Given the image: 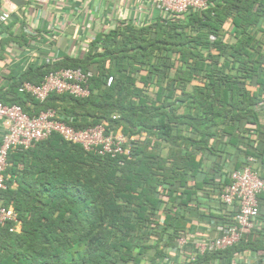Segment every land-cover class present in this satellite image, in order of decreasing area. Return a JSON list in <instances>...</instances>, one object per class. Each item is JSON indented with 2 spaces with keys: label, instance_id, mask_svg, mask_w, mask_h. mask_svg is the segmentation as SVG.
I'll return each mask as SVG.
<instances>
[{
  "label": "trees",
  "instance_id": "1",
  "mask_svg": "<svg viewBox=\"0 0 264 264\" xmlns=\"http://www.w3.org/2000/svg\"><path fill=\"white\" fill-rule=\"evenodd\" d=\"M263 16L264 0H214L201 12L121 23L96 35L81 58L62 54L4 75L0 103L29 116L53 108L74 129L103 123L134 140L129 155L115 157L57 134L10 150L0 204L14 208L20 229L0 224V264H160L164 248L189 232L192 220L223 219V207L212 205L228 182L225 171L246 164L248 155L264 163L257 110ZM6 27L0 33L9 29L7 42L25 47L32 39ZM59 68L92 71L89 96L51 93L39 103L18 93L22 82L38 84ZM245 247L264 246L243 240L197 261L228 264Z\"/></svg>",
  "mask_w": 264,
  "mask_h": 264
},
{
  "label": "built area",
  "instance_id": "2",
  "mask_svg": "<svg viewBox=\"0 0 264 264\" xmlns=\"http://www.w3.org/2000/svg\"><path fill=\"white\" fill-rule=\"evenodd\" d=\"M213 1L152 0V3L160 16L166 17L181 16L189 11L201 12ZM10 15L7 11H0V26L9 21ZM209 39L213 41L214 37L210 36ZM90 41H81V46L87 50ZM92 77L93 72L90 70L59 68L47 73L38 84L22 82L17 91L29 95L39 103H43L51 93L86 98L90 93L89 81ZM111 81L112 78L108 77L107 85ZM259 107L264 109V98ZM0 119L5 121L4 132L0 138V191L6 189L4 172L7 168V155L12 149L25 151L50 135L57 134L64 141L78 145L86 152L100 157H115L129 155V141L134 140V137L128 138L122 133H114L103 123L74 129L59 120L57 111L53 108L29 116L19 105L0 103ZM250 162L238 169L225 171L228 182L221 186L216 196L219 204L212 205L215 208L223 207V210L217 212L223 219L197 222L202 233L197 236L184 234L176 237L172 245L164 248L160 264H199L197 257L224 251L243 240L264 246V215L261 214L264 177L252 168ZM4 223L12 224L10 231L20 229V221L14 208L0 204V224ZM208 264H221V261L215 260ZM228 264H264V247H245L234 254Z\"/></svg>",
  "mask_w": 264,
  "mask_h": 264
},
{
  "label": "crops",
  "instance_id": "3",
  "mask_svg": "<svg viewBox=\"0 0 264 264\" xmlns=\"http://www.w3.org/2000/svg\"><path fill=\"white\" fill-rule=\"evenodd\" d=\"M0 11L11 13L9 21L2 26H11L15 35L32 37L28 45L20 47L15 42H7L9 29L0 33V88L6 74L15 77L28 66L53 63L62 54L81 58L86 51L81 41L93 40L96 35L121 23L139 26L162 17L152 0H0ZM261 18L264 22V16ZM229 24L225 22L223 26L226 32L231 31ZM260 28L264 29V23ZM246 89L252 93L257 91V86L251 81L246 84ZM263 93L258 96L259 102L264 98ZM257 110L260 112L259 124L264 125V109L259 107ZM4 128L5 121L0 119V138ZM111 131L123 134L121 128ZM245 161L243 166L250 162L252 168L264 177V163L252 155H248ZM191 224L190 231L185 234L197 236L202 233L196 220Z\"/></svg>",
  "mask_w": 264,
  "mask_h": 264
}]
</instances>
